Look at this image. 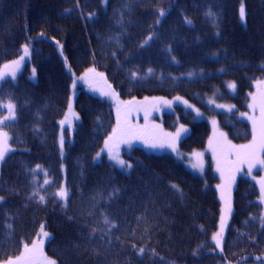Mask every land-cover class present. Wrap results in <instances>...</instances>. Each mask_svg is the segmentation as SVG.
<instances>
[{"label":"trees","instance_id":"16d2710c","mask_svg":"<svg viewBox=\"0 0 264 264\" xmlns=\"http://www.w3.org/2000/svg\"><path fill=\"white\" fill-rule=\"evenodd\" d=\"M64 4V0H0V12L3 8L13 12L10 19L5 20L6 24L4 26L8 30L14 22L16 23L20 18L22 20L25 19L23 16L27 15L31 16L32 22L39 27L53 29L58 24H62L73 43L84 42V33L80 26L71 19L68 20L61 17L60 12ZM112 13L114 11L92 17L90 26L96 24L98 26L104 25V29H106L109 16ZM125 13L127 14L126 19L131 17L129 19L139 20V18L132 17L134 14ZM185 19L189 25L184 27H198L195 20L191 18ZM3 28L0 25V32L5 31ZM93 31L94 28H90L92 34ZM175 31L178 33L179 30ZM11 33L12 35L19 34L16 30ZM154 39L156 38L153 37L149 40L147 45ZM226 40L224 43L212 46L211 49L218 50L229 44V49L243 58H258L264 51V37L260 38L258 32L255 31L246 34L240 32ZM82 48L90 54V65L95 67L96 71H109L105 75L112 86L113 84L122 85L116 80L110 67L119 65L123 68L125 65H130L131 60L129 57L121 58L113 55L105 57L103 56L102 47L90 48L89 51L84 43H82ZM12 49L16 52L10 58H2L0 67L4 64V61L16 59L22 54V50L18 49L15 44H13ZM73 67L76 66L73 65ZM198 69L200 68L186 71L184 75L171 76L166 69L153 67L152 80L155 79L157 82L166 81L173 88L172 90L153 93H140L136 90H131L127 93L119 92L120 97L137 103L142 102L146 97L166 96L167 94L168 96L179 95L180 92L187 96H194L193 92L189 90L187 92L180 87L182 84L187 83V78L197 72ZM28 71L29 62L15 80L8 79L9 82L4 85L12 93L13 100L10 101L15 105V118L8 120L9 123L19 125L26 121V115L33 120L34 113L37 112V108L34 109L36 101L19 105L15 100V96L22 92L35 93L36 90H39V80L37 79L36 82L32 81ZM68 72L72 73L74 71L73 69H68ZM132 73H136L135 78ZM250 74L251 76L264 75V68H260L258 72ZM44 76L47 78L44 82L45 89L48 90L45 103L47 102L54 110H60V114L63 115L68 106L73 80L64 81L62 71L51 66L45 67ZM231 76L239 81L240 84L237 86L235 95H230L225 86H216L210 88L203 97L195 102L201 109L218 117L226 134L240 132L242 136L244 135L241 140L247 141L253 138L252 126L248 121L239 118L237 114L246 110V102L250 92H247L248 84L246 82L240 81L234 75ZM124 79L129 83V87L140 84L138 73L132 69L127 70ZM197 86L194 85L191 88L195 90ZM216 91H219L216 97L218 101L234 102L237 109L228 113L218 112L215 108L209 107L205 103V98L208 94H214ZM85 100L90 104L87 109L83 105ZM75 103L76 110L81 118L76 129L85 128L89 118L99 108L104 107L105 110L109 111H114L116 108L103 94L100 92L90 93L80 83L78 84ZM129 108L132 109L131 112L134 109V107L128 106L127 110ZM181 110H183L181 107H177L174 113L178 114ZM6 113L7 108L0 107V118ZM99 117H107V119L102 126L96 125V138L95 136L91 138L90 133H86L83 136L73 135L72 138L69 137L65 143V158L73 155L79 158L80 154L87 153L90 142L94 146L93 150L101 146L104 142V136L108 135L113 125L112 123L118 115L109 114L105 111L104 114L98 115L94 122ZM172 117L173 115H171L172 121L170 120L169 127L174 128L177 122ZM58 120L53 123L55 132L52 134L53 140L51 142L46 140L45 130H37L39 134L34 133L32 130L31 135L29 134L27 137H24L22 132L15 133L10 139V151L6 154L4 160L0 162V196L4 197V200L0 201V222L2 221L1 223L5 226L4 234L0 239V264L18 256L22 252L24 244H30L37 239L42 225L51 232V238L46 244V252L49 256L56 259L58 264H264V223H262L264 213L262 204L258 200L260 196L258 187L245 175L237 181L233 192V213L225 233L222 251H217L212 239L214 232L217 230L221 213V200L212 183L216 173L210 167L208 176L203 179L186 170L175 160V157L171 162L152 164L151 170L161 174V176L150 175L147 178H143V181L142 177L136 178V180L131 178L136 170L124 171L115 164L116 167H114L112 162L109 161L98 163L93 162V160L87 161L88 169L84 170V172L87 171V174L94 168L108 165L117 170L121 178L110 184L109 187L104 185L96 191L90 192V196L82 197L79 201L90 205V209L96 205L109 207L112 204L116 205L119 201L125 202L126 207H121L119 212L120 218H113L110 214H103L100 217L111 218L121 222L122 225L101 234L100 230L95 228V225L90 229L93 224H91L86 210H84L86 222L84 230L86 231L79 233L69 224H61L56 221L52 210L54 206L67 211L70 216L74 214L71 218L72 220L80 218V214L74 210L76 205L71 207V204H76L74 200H76L77 186L80 184V174L71 169L70 163L66 164L65 170H63L61 165H53V167L49 165L48 176L50 178L42 179L36 166L43 162L41 161L43 159L39 157L33 158V164L26 165H18L16 159L19 156L21 157L23 152L34 149L40 144L43 149H46V152H53L60 159L62 154L58 145ZM185 121L192 125L191 135L201 136L210 131L209 125L205 121L197 122L189 116H186ZM37 125L40 129V125ZM181 147L185 154L193 151L184 145H181ZM135 150L146 158H158V156L173 157L146 153L141 148H135ZM80 164H82L81 161ZM90 164L93 165L91 168ZM90 178H92L91 175ZM46 180L48 181L47 183H45ZM64 181L70 195L73 196V200H70L67 206H63L60 203V198L57 195V191L61 188ZM25 185H29L26 192L23 191ZM173 185L176 187H173ZM120 187L127 188L130 192H126ZM185 189H188L192 195L190 197H192L193 213L200 215L204 208L211 209L210 215L212 220L215 221V225L212 228L205 230L203 227L188 221L186 216H183V207L170 196L171 192H183ZM41 196L44 197L43 201L39 199ZM14 197H16V200L12 203L11 200ZM17 199H22L23 202L21 203ZM120 204L118 203V205ZM142 206L149 210L148 216L154 221L153 223L143 222V224L138 225V214ZM1 218L4 219L1 220ZM139 228L144 230V235L141 236L139 234ZM155 230H161L165 239L161 235L155 236L154 234L157 232ZM173 236L178 240L171 248L166 242L170 238L172 239ZM180 239L184 242L191 241L194 244L195 247H192L194 249V260L191 261L183 253L189 244L187 242L188 245L183 243L179 246ZM95 242L98 244H95ZM88 245L90 246V252ZM91 246L96 248L95 252H92ZM59 247L60 250L58 249ZM55 248L61 254H66L65 257L63 258ZM141 248L144 249L143 252L140 251ZM158 255H162V257L158 259ZM208 256H212L213 259H208Z\"/></svg>","mask_w":264,"mask_h":264},{"label":"bare ground","instance_id":"6f19581e","mask_svg":"<svg viewBox=\"0 0 264 264\" xmlns=\"http://www.w3.org/2000/svg\"><path fill=\"white\" fill-rule=\"evenodd\" d=\"M65 4L60 12V15L64 19L73 20L76 22L84 33V42L73 43L70 40L69 35L67 34L65 27L62 24L53 27V29H47L39 27L32 22L31 16L22 15L25 19H19L16 23L14 22L10 26L9 30L5 28V20L10 19L11 10L3 8L0 12V25H2L5 31L0 32V60L10 58L16 51L12 49L13 44L22 50L23 46L27 45L29 49V77L33 74V69H35V75L39 80L40 87L39 90L33 92H22L21 94L15 96L16 103L19 105L25 104L27 102L36 101L37 112L34 113L33 120L26 115V121L17 125L9 123L8 121L0 127V131L6 132L8 134L9 140L8 145L10 148V139L11 136H14L17 132H22L24 137L31 135L33 130L34 133L39 134L37 130L46 131V140L52 141V134H54V121L60 120L63 116L60 114V110H54L51 108L46 100V94L48 90L45 89V78L44 71L45 67L51 66L58 68L62 71L63 80L72 81L75 77L86 76L90 79V76H97L102 84L104 89H109L114 92V95L109 94L112 103L117 104V107L123 103L120 109V116L124 119V114L127 112V107H134L133 111L127 116V121L131 125V120L137 113V108L140 107L142 103L151 101L153 98L157 97H174L177 95L168 96H152L143 100L142 103H133L128 105L124 102H129V100H124L120 97V93H127L131 90H136L140 93H153L159 91H170L173 88L169 85L168 82H157L155 79L152 80V69L153 67L166 69L171 76L184 75L186 71L195 70L200 68L193 75L187 78V83L181 85V89L188 90L193 92L194 96H187L185 94L179 93V96H182L190 101H192L207 117L212 116L211 112H206L201 109L196 100L203 97L206 92L216 86H225L227 92L230 95H235L228 89V85L234 83L239 86V81L234 79L231 75H234L240 79L242 82L248 84L247 92H253L255 90V83L260 79H264V75L251 76L250 73H256L260 68H264V51L258 58H243L240 57L234 51L229 49V44L224 45L223 48L218 50H212L211 47L218 44L224 43L226 39L230 38L232 35H237L240 32L246 34L248 32H258L260 38L264 37V0H64ZM243 8L244 15L241 16V9ZM161 10L164 11V15L161 16ZM114 11L109 16V22L107 23V28L104 29V25L90 26V19L94 16L103 14H108ZM134 14V18H139L138 21L135 19H126V13ZM15 14H17L14 11ZM185 18H191L195 20L198 24L197 28H187L189 23ZM90 28H94L93 34L90 32ZM104 29V30H102ZM18 31L19 34H13L11 32ZM175 30H179L178 33ZM154 37V39L149 45L145 44V40L148 37ZM156 36V37H155ZM183 36V37H181ZM15 39V40H14ZM94 42V44H93ZM82 43L87 45L88 50L90 48H99L102 47L103 56H117L121 58H127L131 60L130 65H125L123 68L119 65H112L110 67L112 73L115 75L116 80H118L122 85L113 86L106 79L105 73H109L107 70L101 72L96 71L95 67L90 65V54L82 48ZM12 60H6L5 63H8ZM190 62V63H189ZM3 64V65H4ZM2 65V66H3ZM76 66V67H73ZM244 65V66H239ZM249 65V66H247ZM1 66V67H2ZM0 67V68H1ZM25 68V67H24ZM68 69H73L74 72L69 73ZM89 69H94V72H90ZM132 69L136 71L139 75V83L133 87H129V83L124 79L127 70ZM24 70V69H23ZM22 70V71H23ZM151 70V71H149ZM21 71V73H22ZM19 73V75L21 74ZM103 74L102 76L99 74ZM18 77V76H17ZM16 77V78H17ZM16 78H6L0 84V107L6 108L7 103L11 102L12 93L4 87L9 81L8 79L15 80ZM31 79V78H30ZM36 80L31 79L36 82ZM91 79H95L92 77ZM198 85L197 89L193 90L191 87ZM110 86V87H109ZM100 92L101 88H100ZM102 94V93H101ZM219 91H216L214 94H208L205 98V103L211 107L215 108L218 112H225L218 109L216 106L211 105L208 101L209 97L212 95L217 96ZM105 96V95H104ZM106 97V96H105ZM107 98V97H106ZM250 99V94L248 95V101L246 102V110L248 109V102ZM76 101V100H75ZM218 101V100H217ZM222 102V101H219ZM76 104V103H75ZM83 105L85 109L90 107L89 102L84 101ZM236 105V104H235ZM123 107V109H121ZM178 114H175L174 111L164 113V123L169 129H175L180 123L190 126V132L185 135L181 142V145L188 147L190 150L204 149L207 147L212 128L208 119H199L194 111L188 110L182 106ZM237 109V106H236ZM235 109V110H236ZM116 110V109H115ZM105 110L104 107L99 108L96 113L89 118L87 121V126L83 129H76L77 124H75L74 130L70 133V128L65 129V134L67 136H83L86 133H90L91 138H96V125L102 126L107 117H99L94 122L95 118L107 113L117 114L116 111ZM245 110V111H246ZM234 111V110H233ZM232 112V111H231ZM242 112V111H241ZM237 114L239 118L240 113ZM229 113V112H228ZM171 115H173V120L177 122L176 127L171 128L170 120ZM186 116H189L194 121H205L210 128V131L201 136L191 135L192 125L185 121ZM36 120V122H34ZM58 120V135L60 134V124ZM40 125V129L37 124ZM220 127L223 129L222 125ZM53 132V133H52ZM224 134L225 132L222 131ZM227 141L235 143H244L247 141L241 140L243 138L240 132H234L231 134H225ZM86 136V135H85ZM108 136H104V140ZM31 138V136H30ZM239 139V141H238ZM242 141V142H241ZM41 145V144H40ZM40 145L36 148L27 150L23 152V155L16 159L18 165L33 164V158H41L43 162L37 164V170L42 179L50 178L49 175V165L53 167L62 166L66 167V164L71 165V169L80 174L79 182L76 192V204H71L75 206V209L79 214L80 218L72 220V216L67 211L54 206L53 207V217L59 223L69 224L79 233L86 231L84 210L88 213L90 217L91 225L90 229L95 225L97 230H100V233L111 231L112 229L122 225L121 222L113 220L111 218L102 217L103 214H110L113 218H120V209L121 207H126V203L119 201L121 203L112 204L109 207H102V205L93 206L90 209V205L84 204L79 201L82 197L90 196V192L96 191L102 186L109 187L110 184L116 182L121 178V175L117 170L111 168L108 165L94 168L92 171L84 172L85 169H88L87 161L93 160V162H104L109 161L107 158L101 159V161H96V154L100 151L101 146L94 149L93 144L90 142V147L87 148V153L80 154L79 158L76 155L66 157L64 155L58 156L54 155L53 152H46V149H43ZM93 152V154H91ZM132 152V153H131ZM129 153H126L128 159L132 162L128 172L136 170L133 173V179L142 177L147 178L151 176H161V174L151 170L152 164L156 163H167L171 162L172 159L176 156L172 154H161L169 155L173 157H163L158 156V158H146L143 154L139 153L136 150H132ZM184 152V151H183ZM131 153V154H130ZM65 158V160H64ZM62 160H64L62 162ZM175 160L180 163L186 170L189 172L201 177L206 178L208 176L209 168L206 170L204 175H199L194 171L190 170L184 162L177 157ZM80 161L82 164H80ZM112 165L116 167L113 163ZM93 165L90 164V168ZM17 170V169H16ZM15 170V172H16ZM17 173V172H16ZM13 174V173H12ZM90 175L92 178H90ZM243 177L239 176L238 180ZM255 186L257 184L250 178H248ZM237 180V181H238ZM26 183V181H25ZM214 185V190H217V184L219 179L217 174L212 180ZM28 184V183H27ZM237 184V183H236ZM29 185H25L23 191L26 192ZM126 192H130L129 189L120 187ZM218 192V191H217ZM192 196L188 189L183 192H171V198L179 202L183 207V216H186V219L194 224H197L203 229L207 230L212 228L215 225V221L212 220L210 208H202L200 215L193 213L192 209ZM16 197L12 198L11 202L14 203ZM19 202H23L22 199H17ZM73 200V196L68 194L67 200L59 199L60 203L63 206H67L69 201ZM118 205V206H117ZM95 208V210H94ZM148 211L145 206H142L138 214V225L143 224V222L153 223L154 221L148 216ZM100 218V219H99ZM4 218H1L3 220ZM2 222V221H1ZM0 222V239L2 238L5 226ZM85 224V225H84ZM137 225V226H138ZM219 227V223H218ZM217 227V230H218ZM139 234L142 236L145 234L144 230L139 228ZM214 232V234L217 232ZM155 231H157L155 233ZM154 235L161 237L164 236L161 230H155ZM165 239V237H163ZM175 239V240H174ZM176 237L170 238L166 243L173 248L177 242ZM181 240V239H180ZM188 242V241H187ZM181 240L179 246L183 243H186ZM31 244V243H30ZM95 244H98L95 242ZM189 244V245H188ZM188 247L184 249V254L194 260L193 248L194 244L190 241L188 242ZM25 245V244H24ZM89 246V245H88ZM182 247V246H181ZM180 248V247H179ZM56 249V248H55ZM60 250V247L58 248ZM57 250L59 254L60 251ZM92 252H95L96 248L91 246ZM90 252V246H89ZM63 258L66 254H61ZM162 255H158L157 258H161ZM208 259H213L212 256H208ZM207 262V261H205Z\"/></svg>","mask_w":264,"mask_h":264},{"label":"rangeland","instance_id":"374dc122","mask_svg":"<svg viewBox=\"0 0 264 264\" xmlns=\"http://www.w3.org/2000/svg\"><path fill=\"white\" fill-rule=\"evenodd\" d=\"M22 55H24V53H22L20 56H22ZM19 57L16 59H13L12 61L19 59ZM10 62H8V63H10ZM28 62H29V56L27 55L25 57L24 61L21 63L20 68L17 70L16 76L14 78H16L19 75V73H21V71L24 69V67L26 66V64ZM8 63H5V64H8ZM4 65L0 68V71L6 72V78H13L10 75V73H7V70L4 69ZM82 75H84V74H82ZM82 75L75 77L73 79L68 106L66 108L64 116L59 120L60 134L58 137V145H59L60 152L62 155H64V153H65V141H66V139L69 137L72 138V136H67L65 134V129L70 128L71 129L70 133H72V131L74 130L75 124L77 122H79V119H80V115H79V113L75 107V100H76V95H77V91H78V84L81 83L84 86V88L90 93L99 92L100 88L102 91L100 93H102L103 95H105L104 93H109V94L114 93L112 90L104 89L102 86V84H104V83L100 82L98 80L97 76L91 75L90 79H89L88 77L82 76ZM92 77H94L95 79H91ZM30 78L33 80H36L37 76L32 74L30 76ZM5 79L0 80V84ZM258 81H264V79H260ZM258 81H256V83H255V90L250 93V99L248 102V109L246 111H242L240 113V117L242 119L248 121L251 124L252 129H253V120L249 119V117H253L256 120L257 132L259 129V121L261 118L260 100H261L262 94H264V84H259ZM231 84H234V83H231ZM229 85L227 86L228 89L230 90V92L235 94L236 85H235V88H231V87H229ZM105 96L107 98L111 99V97L109 95H105ZM177 97H179L180 99H177ZM253 97H255V100L253 99ZM185 101L187 103H185ZM208 101L211 105H214L218 109L225 111V112H231V111L236 109V105L234 102H231V101L219 102L215 99L214 95L209 97ZM69 104H71V109H69ZM7 105H8V103H7ZM7 105H6V108H7ZM122 105H123V103L120 105V107ZM250 105H254V106L250 107ZM115 106H117V104H115ZM177 106H182L188 110L194 111L199 119H204V118L208 119V121L211 125V128H212V132H211V136H210V139H209V142H208V145L206 148L196 149V150H193L192 152H189L186 154L181 150L180 142H181L182 138L190 132V130H191L190 126L183 124V123H180L177 128L169 129L165 125L164 119H163L164 113L176 111ZM121 109H123V107ZM139 109L140 110L137 111L136 115L131 120V126H133V128L135 129V132H136V135L138 138L130 139L129 143H119L120 158L123 159L124 161H126L127 163L131 164L132 162L128 159V157L126 156V153H129L134 148L139 147V148H142L145 151L150 152V153L172 154V155L176 156L178 159L182 160L184 162V164L186 165V167H188L190 170L194 171L195 173H197L199 175H204L206 170L208 169V166L211 165L213 171L217 174L218 179H219V183L217 184V191H218V194H219V197L221 200V213L219 216V227H218L217 232L220 231L222 215L226 216V223L224 226L223 239L221 241V244L219 246H217L216 242L213 240L215 249L217 251H221L223 248L225 233L227 231V228H228V225H229V222L231 219V215L233 213V192H234V189L236 187V183H237L239 176L245 175L248 178L252 179L257 184V186L260 190L259 201L263 205V212H264V200L261 199V184H260L261 178L264 177V165L257 163L251 169V172H249L248 163H243V164L239 163L237 161V156H236L235 150L230 149V145L239 146V145L249 144L253 140V138L250 141L244 142V143H235V142L227 141L226 135H225L226 132L224 129H222L220 127L219 119L217 116L212 115L210 117H207L206 115L203 114V112L192 101H190V100H188L182 96H179V95L174 96V97H157L155 99L153 98L150 102L147 101L145 103H142L140 105ZM66 115H67L68 121H70V123L68 121H66L63 125H61L60 122L65 120ZM7 116H9L8 109H7V113L3 117H1L0 119H3L4 117H7ZM117 119H118V117L117 118L115 117L113 123L117 122ZM120 120H121V123H123L124 119L121 116H120ZM181 125L184 126V129H186V131L181 132L179 138L175 139V141H174L175 150H173L172 147H168V146H165L163 148H161V147L152 148V147H149L148 144L145 143L146 140H157V139L169 140L171 142L172 137L166 136L165 134L170 133L174 136L177 132V129H179ZM116 127H117V125H115L114 128H116ZM111 128H113V126ZM222 131H224L225 134ZM112 132L113 131L110 130L107 136L108 137L111 136ZM221 133H223V135H221ZM108 137L105 140H107ZM61 138L63 139V145L62 146H61ZM125 139H128V138L125 137ZM105 140H104V142H105ZM210 140L212 142L211 146H210ZM104 142L102 143L103 146L101 147L100 151L98 152V153H100V156L97 157V154H96V157H95L96 161H101V159H103L105 157L108 160H110L113 164H115L117 167L128 171L130 168H127V167L122 168L114 160L109 158L107 149H105V143ZM229 142H230V145H229ZM102 149H103V151H102ZM197 153L201 154L199 156V160H198L197 156L195 155ZM258 156H259V159H264V152H259ZM218 161H219V165H218ZM198 162H202V166L194 168L193 164H196ZM63 170H65V167H63ZM222 171H223V175H222ZM233 177H234V179H233ZM62 187L65 188L67 191V197H65V198L60 197V198L63 200H67L69 190L67 188L65 181H64ZM222 196L224 197L223 199H222ZM229 199L231 201L232 212H231V215H226V213H225L226 201ZM43 231H46L47 233H49V236L47 238L43 237V232H42V230H40L39 236L35 240H41L42 239L44 241L43 248H42V254L37 253L32 258V264H46V261H55L56 264H58L56 259L50 257L47 254L46 249H45L48 240L51 238V232L48 231L47 229H45L44 227H43ZM27 245L29 247H31L32 243L27 244ZM23 252H24V248L18 256H21V254ZM18 256H16V257H18ZM16 257L11 258V259L14 260ZM5 262L6 261L2 262L1 264H5Z\"/></svg>","mask_w":264,"mask_h":264},{"label":"snow or ice","instance_id":"6c2138e0","mask_svg":"<svg viewBox=\"0 0 264 264\" xmlns=\"http://www.w3.org/2000/svg\"><path fill=\"white\" fill-rule=\"evenodd\" d=\"M160 15H164V11L161 10ZM244 15L243 8L241 9V16ZM152 37H148L145 40V44L148 43L149 40H151ZM23 53L24 55L20 56L19 59L11 61L8 64L4 65V69L7 70V73H10V75L14 78L16 76L17 70L20 68L21 63L24 61L25 57L29 54V49L27 45L23 46ZM90 72H94V69H89ZM151 71V70H149ZM33 75H35V69H33ZM99 75H103L102 73ZM133 77L135 78L136 73H132ZM6 78V72L5 71H0V80ZM259 84H264V81H258ZM110 87V86H109ZM229 87L235 88V84H230ZM105 95H109V93H104ZM114 95V93H112ZM147 97L145 98V101H147ZM155 99V98H154ZM177 99H180L177 97ZM255 100V97H253ZM128 105H131L134 103V101H129V102H124ZM137 103H142V102H137ZM170 103V102H169ZM185 103H187L185 101ZM254 105H250V107H253ZM7 109L9 112V116L4 117L3 119H0V127H3V125L8 121V120H13L15 118V105L12 104L11 102L8 103ZM69 109H71V104H69ZM260 109H261V118L259 121V129L257 132V122L253 117H249V119L253 120V140L249 144L245 145H230L231 150H235L236 156H237V161L241 164L243 163H248L249 165V172H251V169L255 166V164L259 163L261 165H264V159H259L258 153L259 152H264V94L261 96L260 100ZM131 108L128 109L127 112L124 114V121L123 124L121 123L120 120V109L118 107L117 109V114H118V119H117V127L113 129L112 135L108 137L107 140H105V149H107L109 158L114 160L118 165H120L122 168L127 167L130 168L132 167L131 164L127 163L123 159L120 158L119 154V143H129L130 139L138 138L135 132V129L133 126H131L128 121H127V116L131 112ZM137 111L140 109L137 108ZM198 111V110H197ZM243 115V114H242ZM66 121H68V117L66 115L65 120L61 121V125H63ZM70 123V121H68ZM215 123V122H214ZM186 131L184 129V126L181 125L179 129H177L176 134L173 136L172 134H165L166 136L172 137V141L170 142L169 140H146L145 143L148 144L149 147L156 148V147H172L173 150H175L174 146V141L175 139H178L180 136V133ZM223 135V133H221ZM127 137L128 139H125ZM8 134L6 132L0 131V162H2L6 156V154L10 151L9 145H8ZM211 140H210V146H211ZM63 145V139L61 138V146ZM103 151V149H102ZM199 160V156L201 154L197 153L195 154ZM100 156V153H97V157ZM219 165V161H218ZM202 162H198L196 164H193V167H201ZM39 167V166H37ZM223 175V171H222ZM234 179V177H233ZM48 181L46 180L45 183ZM261 184V199L264 200V177L261 178L260 180ZM173 187H176L173 185ZM57 195L61 198L67 197V191L65 188L61 187L57 193ZM224 197L222 196V199ZM41 201L44 200V197L41 196L39 197ZM4 197L0 196V201H3ZM232 208H231V201L230 199L226 201V208H225V213L226 215H231ZM226 223V216L222 215L221 217V226H220V231L215 233L212 237V239L216 242L217 246L221 244V241L223 239V231H224V226ZM262 223H264V219H262ZM9 227H11L9 225ZM41 230L43 232V237L47 238L49 236V233L46 231H43V225L41 226ZM43 243L44 241L41 240H34L32 242L31 247H29L27 244L24 246V252L21 254V256L16 257L14 260L9 259L5 262V264H32V258L37 254L41 253L42 254V248H43ZM141 252L144 251V249H140ZM46 264H56L55 261H46Z\"/></svg>","mask_w":264,"mask_h":264}]
</instances>
